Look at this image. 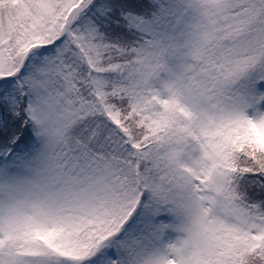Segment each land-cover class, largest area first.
Segmentation results:
<instances>
[{"label":"snow or ice","instance_id":"6c2138e0","mask_svg":"<svg viewBox=\"0 0 264 264\" xmlns=\"http://www.w3.org/2000/svg\"><path fill=\"white\" fill-rule=\"evenodd\" d=\"M0 264H264V0H0Z\"/></svg>","mask_w":264,"mask_h":264}]
</instances>
